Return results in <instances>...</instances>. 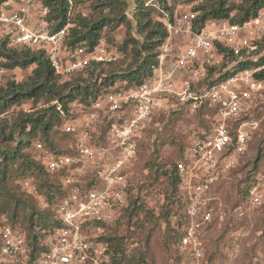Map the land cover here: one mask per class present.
Instances as JSON below:
<instances>
[{"label":"built area","instance_id":"obj_1","mask_svg":"<svg viewBox=\"0 0 264 264\" xmlns=\"http://www.w3.org/2000/svg\"><path fill=\"white\" fill-rule=\"evenodd\" d=\"M70 3L71 15L73 0ZM145 3L161 9L160 0ZM48 15L49 7L39 0H5L0 6V45L5 38L9 46L42 50L65 77L115 58L104 40L92 50L68 47L69 24L52 32ZM197 15L196 11L180 15L175 9L171 17L165 12L168 35L153 74L137 86L112 89L88 105L79 104L65 118L63 129L71 136L72 152L56 153L40 140L32 142L45 169L58 173L66 190L55 204L62 225L47 235L42 250L32 258L26 233L2 223L0 264H117L108 230L128 205L130 168L161 101L167 98H177L192 115L203 104L215 109L205 116L175 163L177 197L184 208L179 244L188 251L191 264H204V231L214 218L216 186L238 164L264 119V81L256 77L264 63L232 73L239 64L259 58L264 8L243 23L208 21L200 29L194 24ZM210 68L215 69L212 76ZM226 73L230 75L211 85L202 83ZM20 184L41 198L33 178H22ZM246 199L254 208L264 202V171L255 175Z\"/></svg>","mask_w":264,"mask_h":264},{"label":"trees","instance_id":"obj_2","mask_svg":"<svg viewBox=\"0 0 264 264\" xmlns=\"http://www.w3.org/2000/svg\"><path fill=\"white\" fill-rule=\"evenodd\" d=\"M4 1L0 0V6ZM39 1L49 7L48 20L51 24L52 32L60 31L69 24V32L66 37V45L68 47L74 48L80 45L92 50L101 40L106 39L104 28L108 27L110 30H114L124 26L125 36L120 45V50L128 58L130 57L131 61L126 68L118 70L115 69L116 65H118L116 64L117 59L109 62H95L83 71L65 77L55 71L44 51H33L28 47L9 46L8 40L2 39L0 57L4 60L0 63L3 68L34 67L24 80L7 79L6 83L0 86V115L25 100H34L36 103L44 101V104H46L33 112H20L18 122L12 127L7 137L8 141H13L15 145L8 149L0 148L1 161L3 162L0 167V212L10 213L13 223H21L26 227L28 235L23 231L26 233L28 243L32 247V258L42 250L47 235L55 227L62 225L58 219L55 204L66 195V190L61 185L59 174L47 171L38 158L29 155L30 153H25V146L29 144V140H31V145L33 141L40 140L53 152H72L70 145L66 149L59 148L52 135L60 132L64 139L71 142V136L64 131L63 124L65 118L76 109L73 102L88 105L102 93L112 89H128L141 84L146 78L150 77L153 74L154 67L157 65L159 48L168 35L164 22L165 12L173 17L175 11L173 5L178 0H160L161 9L146 5L145 0H134L132 2L127 0H93L92 9L97 12L95 18H87L83 14H76L71 17L69 14L71 8L70 0ZM84 1L88 0H73V3L77 4ZM184 1L195 2L193 3V11L198 12V15L194 18V24L199 29L203 28L208 21L230 20L243 23L257 16L264 8V0ZM259 44L258 60L241 63L232 73L245 67H260L264 63V37L259 41ZM210 73L211 76L214 75L215 69L210 68ZM228 75L230 73L224 74L221 79L210 81L206 79L202 83L211 85ZM256 77L264 81V68L259 69ZM182 109L187 110V106L180 105V110ZM214 110L208 104H203L194 116H199L200 120L203 121L201 123L204 124L205 116L213 114ZM38 135L41 138H36ZM261 152L262 149L260 147L254 159V166L248 172L244 181L246 183L244 192L246 198L250 183L255 175L261 171L258 167ZM10 164L16 167L10 168ZM26 172L45 174L41 188H45L48 201L51 204L53 203L48 209L40 210L36 208L34 204H29L28 201L19 197L18 193H15L9 187L8 181L13 174L22 175L26 174ZM173 172L176 194L179 187L176 164L173 167ZM24 177H27V175ZM38 187L40 190V186ZM25 195L34 197L29 193H25ZM130 199L131 195L128 205L122 209L116 222L120 217L133 219L136 214L141 212L137 200L134 199L132 201ZM19 207H23L20 220H18L20 215L17 212ZM13 226L15 227V225ZM180 227L181 223L178 221L174 227V236L178 243L182 235ZM111 229L113 228L109 227L108 239L115 251V262L117 264H144V259L128 258L123 248L122 237L112 234ZM204 260L206 261L205 258ZM206 263L204 262V264Z\"/></svg>","mask_w":264,"mask_h":264},{"label":"rangeland","instance_id":"obj_3","mask_svg":"<svg viewBox=\"0 0 264 264\" xmlns=\"http://www.w3.org/2000/svg\"><path fill=\"white\" fill-rule=\"evenodd\" d=\"M92 1L74 3L71 17L83 14L87 18H95L97 12L92 9ZM193 3L178 0L173 6L180 15H183L193 11ZM103 31L108 53L117 59L118 65L115 69L126 68L131 58L120 50L125 36L124 26L114 30L106 27ZM33 67L7 69L0 63V86L4 85L7 79L24 80L32 72ZM45 105L44 101L36 103L34 100H25L0 115V148L8 149L15 145L13 141H8L7 137L18 122L20 112H33ZM73 105L79 107L75 101ZM200 119L186 109L180 110L177 98L161 101L155 123L143 139L138 156L130 168V195L132 201L137 200L141 212L133 219L120 217V221L118 220L120 223L117 221L118 223L114 222L111 226L112 234L122 237L123 248L128 258L144 259V264H191L188 251L182 249L174 236L175 224L180 221L184 208L177 193L175 194L173 167L197 128L203 125ZM52 136L59 148L69 147L70 141L64 139L60 132ZM36 138L41 136L38 135ZM29 144L24 148L25 153L38 158V153ZM260 147L262 152L258 167L263 171L264 119L262 127L254 133L238 164L225 175L213 194L214 218L204 231L206 264H264V202L258 208L250 207L244 194L246 189L244 181L254 166V159ZM1 159L0 155V167L3 165ZM9 167L16 166L10 164ZM26 175L40 186L41 198L25 195L28 193L23 191L20 180ZM44 177L43 173L13 174L8 185L29 204L44 210L53 205L47 199L45 188H41ZM22 211L23 207L17 209L20 215L18 220L22 216ZM10 216L8 212H0V225L4 222L13 224L28 235L26 227L21 223H13Z\"/></svg>","mask_w":264,"mask_h":264}]
</instances>
